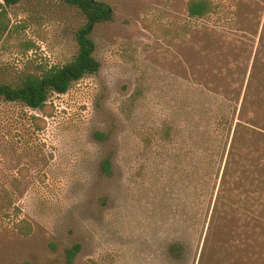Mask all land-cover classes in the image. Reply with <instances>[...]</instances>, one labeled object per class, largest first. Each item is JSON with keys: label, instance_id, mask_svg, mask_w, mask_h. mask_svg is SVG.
Masks as SVG:
<instances>
[{"label": "rangeland", "instance_id": "rangeland-1", "mask_svg": "<svg viewBox=\"0 0 264 264\" xmlns=\"http://www.w3.org/2000/svg\"><path fill=\"white\" fill-rule=\"evenodd\" d=\"M95 1L113 11L92 34L98 72L51 93L44 110L0 97V264H199L227 137L212 98L225 92L229 66L208 53L210 29L195 43L194 26H225L191 18L188 0ZM8 10L1 81L77 53L78 7L23 0ZM258 209L256 219L229 210L204 264H264ZM179 242L184 257L171 251Z\"/></svg>", "mask_w": 264, "mask_h": 264}, {"label": "trees", "instance_id": "trees-1", "mask_svg": "<svg viewBox=\"0 0 264 264\" xmlns=\"http://www.w3.org/2000/svg\"><path fill=\"white\" fill-rule=\"evenodd\" d=\"M23 0H0V39L12 29L8 8ZM78 7L86 17L76 38L78 51L63 65L42 68L38 73H28L19 83L0 80V97L20 101L34 109L44 110L51 93H65L73 83L89 74L98 72L101 63L95 55L96 45L92 36L95 25L113 17L110 5L91 0H61ZM262 5L258 0H188V15L197 20H219L225 29L216 24L202 23L194 26L195 43L203 41L210 29L212 40L208 46L215 64L221 58L228 62L229 73L224 77L226 89L222 96L213 95V109L220 111L219 124L227 130L222 161V174L213 210L201 248L199 264L206 257L223 231L231 209L245 210L252 219L259 215L258 207H264V23ZM186 32V31H185ZM222 43L224 51H218ZM231 64H230V63ZM252 67L250 74L249 69ZM249 74V76H248ZM198 80V81H197ZM219 77L214 73L206 87L219 88ZM199 90L202 79H196ZM203 87V86H202ZM200 102V97H194ZM170 136L172 127L164 129ZM96 136L104 138L103 133ZM103 170L112 173V161L106 158ZM254 216V217H253ZM184 242L171 247L177 257H184ZM80 246L70 255L74 256Z\"/></svg>", "mask_w": 264, "mask_h": 264}, {"label": "water", "instance_id": "water-1", "mask_svg": "<svg viewBox=\"0 0 264 264\" xmlns=\"http://www.w3.org/2000/svg\"><path fill=\"white\" fill-rule=\"evenodd\" d=\"M93 3L95 2V0H91Z\"/></svg>", "mask_w": 264, "mask_h": 264}]
</instances>
